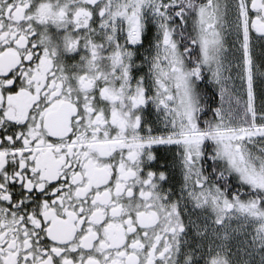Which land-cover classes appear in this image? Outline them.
<instances>
[{
  "label": "flooded vegetation",
  "instance_id": "af4514ba",
  "mask_svg": "<svg viewBox=\"0 0 264 264\" xmlns=\"http://www.w3.org/2000/svg\"><path fill=\"white\" fill-rule=\"evenodd\" d=\"M133 19L0 0V264H264V0Z\"/></svg>",
  "mask_w": 264,
  "mask_h": 264
},
{
  "label": "rangeland",
  "instance_id": "374dc122",
  "mask_svg": "<svg viewBox=\"0 0 264 264\" xmlns=\"http://www.w3.org/2000/svg\"><path fill=\"white\" fill-rule=\"evenodd\" d=\"M140 13L143 16L140 17ZM133 33L138 36L141 32V24L151 25L154 37L159 36L161 28V0H133ZM159 50L161 47H158ZM162 52V51H161ZM161 52L157 54L160 56Z\"/></svg>",
  "mask_w": 264,
  "mask_h": 264
}]
</instances>
